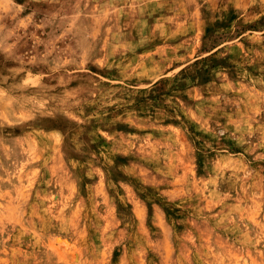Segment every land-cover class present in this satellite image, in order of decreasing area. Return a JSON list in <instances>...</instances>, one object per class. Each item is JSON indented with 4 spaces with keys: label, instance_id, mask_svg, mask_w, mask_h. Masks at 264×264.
I'll return each mask as SVG.
<instances>
[{
    "label": "rangeland",
    "instance_id": "374dc122",
    "mask_svg": "<svg viewBox=\"0 0 264 264\" xmlns=\"http://www.w3.org/2000/svg\"><path fill=\"white\" fill-rule=\"evenodd\" d=\"M0 264H264V0H0Z\"/></svg>",
    "mask_w": 264,
    "mask_h": 264
}]
</instances>
